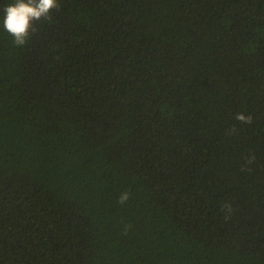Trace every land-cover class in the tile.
<instances>
[{
    "label": "trees",
    "instance_id": "obj_1",
    "mask_svg": "<svg viewBox=\"0 0 264 264\" xmlns=\"http://www.w3.org/2000/svg\"><path fill=\"white\" fill-rule=\"evenodd\" d=\"M14 2L0 264H264V0Z\"/></svg>",
    "mask_w": 264,
    "mask_h": 264
},
{
    "label": "clouds",
    "instance_id": "obj_2",
    "mask_svg": "<svg viewBox=\"0 0 264 264\" xmlns=\"http://www.w3.org/2000/svg\"><path fill=\"white\" fill-rule=\"evenodd\" d=\"M57 0H15L4 9L3 27L13 37L16 46L27 43L30 35L35 31L33 22L42 19L50 20L52 10L58 9ZM241 123H251V116L237 113L235 117ZM128 199V193H123L119 200L124 203Z\"/></svg>",
    "mask_w": 264,
    "mask_h": 264
}]
</instances>
